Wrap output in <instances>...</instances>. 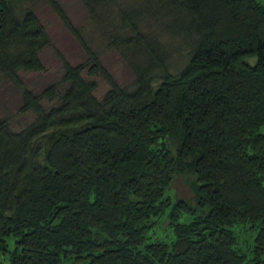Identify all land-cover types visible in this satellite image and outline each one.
<instances>
[{
  "label": "trees",
  "instance_id": "1",
  "mask_svg": "<svg viewBox=\"0 0 264 264\" xmlns=\"http://www.w3.org/2000/svg\"><path fill=\"white\" fill-rule=\"evenodd\" d=\"M21 1L0 0V76L20 93L17 112L34 118L18 131L0 119V264H264V0L120 11L107 47L129 59V88L55 0L43 1L82 48L79 64L32 11L14 13ZM109 1L81 0L92 20ZM146 18L183 42L175 75L140 32ZM45 47L63 69L61 94L57 84L32 93L18 75L42 71ZM94 77L109 87L100 99ZM178 177L190 198L168 194Z\"/></svg>",
  "mask_w": 264,
  "mask_h": 264
},
{
  "label": "rangeland",
  "instance_id": "2",
  "mask_svg": "<svg viewBox=\"0 0 264 264\" xmlns=\"http://www.w3.org/2000/svg\"><path fill=\"white\" fill-rule=\"evenodd\" d=\"M73 28L82 37L86 46L94 52L102 67L108 72L114 83L120 88H129L133 76L128 67L129 59L120 51L107 47L108 38L119 33L121 20L119 13L138 8L142 0H111L95 8V20H92L81 0H55ZM30 10L43 26L53 48L70 64L76 65L85 60L84 52L75 38L65 29L61 21L43 0H22L13 4L14 13L19 16L24 10ZM165 22V20H164ZM140 32L150 35L163 46L169 56L167 70L175 75L187 61V50L179 39L169 37L159 20L144 19ZM115 34V35H116ZM42 65L40 72L19 71L18 75L26 89L37 93L49 84L58 85L61 94L65 85H60L63 69L51 48L45 47L38 55ZM83 77H87L83 74ZM96 83L93 95L100 99L109 89L100 77L90 78ZM21 104L19 91L6 79L0 76V119H6L12 131H18L29 124L34 114L17 112ZM55 102L42 101L41 106L48 109ZM168 194L178 199L190 198L191 193L182 178H176L168 189ZM163 224H165L163 222Z\"/></svg>",
  "mask_w": 264,
  "mask_h": 264
}]
</instances>
